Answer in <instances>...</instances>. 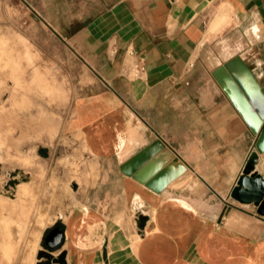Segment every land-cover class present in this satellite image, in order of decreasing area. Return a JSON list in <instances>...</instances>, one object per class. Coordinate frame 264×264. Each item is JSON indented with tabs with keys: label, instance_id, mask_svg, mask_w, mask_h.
Masks as SVG:
<instances>
[{
	"label": "crops",
	"instance_id": "obj_1",
	"mask_svg": "<svg viewBox=\"0 0 264 264\" xmlns=\"http://www.w3.org/2000/svg\"><path fill=\"white\" fill-rule=\"evenodd\" d=\"M62 1L48 25L84 66L65 130L101 184L69 214L57 253L66 264H264V217L231 197L254 158L264 177V154L214 78L241 57L264 83V0H66L65 16ZM130 51L146 61L140 79L125 73ZM158 140L188 167L159 194L120 171Z\"/></svg>",
	"mask_w": 264,
	"mask_h": 264
},
{
	"label": "rangeland",
	"instance_id": "obj_2",
	"mask_svg": "<svg viewBox=\"0 0 264 264\" xmlns=\"http://www.w3.org/2000/svg\"><path fill=\"white\" fill-rule=\"evenodd\" d=\"M57 8L55 0H0V264H40L44 253L57 264L47 235L101 184L99 164L65 130L84 66L48 25Z\"/></svg>",
	"mask_w": 264,
	"mask_h": 264
},
{
	"label": "water",
	"instance_id": "obj_3",
	"mask_svg": "<svg viewBox=\"0 0 264 264\" xmlns=\"http://www.w3.org/2000/svg\"><path fill=\"white\" fill-rule=\"evenodd\" d=\"M223 91L241 114L252 133L258 137L256 149L264 154V83H261L249 66L237 57L214 73ZM175 156L165 148L162 141H155L120 167L123 175L133 178L155 193H162L172 182L183 176L188 167L174 162ZM255 158L243 170L231 197L241 204H253L258 215L264 217V177L255 172ZM65 232L60 227L52 229L45 239L51 251L64 244ZM48 259L40 264H52L53 256L42 254ZM57 264H66V255H60Z\"/></svg>",
	"mask_w": 264,
	"mask_h": 264
},
{
	"label": "built area",
	"instance_id": "obj_4",
	"mask_svg": "<svg viewBox=\"0 0 264 264\" xmlns=\"http://www.w3.org/2000/svg\"><path fill=\"white\" fill-rule=\"evenodd\" d=\"M129 55L133 58L131 63V69L125 71L133 79H140L147 71L146 61L141 57H137L134 52L130 51Z\"/></svg>",
	"mask_w": 264,
	"mask_h": 264
},
{
	"label": "flooded vegetation",
	"instance_id": "obj_5",
	"mask_svg": "<svg viewBox=\"0 0 264 264\" xmlns=\"http://www.w3.org/2000/svg\"><path fill=\"white\" fill-rule=\"evenodd\" d=\"M60 229H62V227H60Z\"/></svg>",
	"mask_w": 264,
	"mask_h": 264
}]
</instances>
